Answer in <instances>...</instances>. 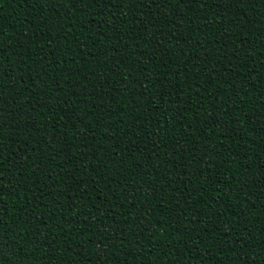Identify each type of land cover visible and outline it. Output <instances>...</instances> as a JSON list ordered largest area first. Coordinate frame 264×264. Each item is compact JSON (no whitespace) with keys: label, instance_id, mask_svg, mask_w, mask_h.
Masks as SVG:
<instances>
[{"label":"trees","instance_id":"1","mask_svg":"<svg viewBox=\"0 0 264 264\" xmlns=\"http://www.w3.org/2000/svg\"><path fill=\"white\" fill-rule=\"evenodd\" d=\"M0 264H264V0H0Z\"/></svg>","mask_w":264,"mask_h":264},{"label":"snow or ice","instance_id":"2","mask_svg":"<svg viewBox=\"0 0 264 264\" xmlns=\"http://www.w3.org/2000/svg\"><path fill=\"white\" fill-rule=\"evenodd\" d=\"M70 2L75 4L76 0H70ZM90 2H91V0H90ZM160 2L163 3V4H170L172 2V0H160ZM0 150H2V149H0Z\"/></svg>","mask_w":264,"mask_h":264}]
</instances>
